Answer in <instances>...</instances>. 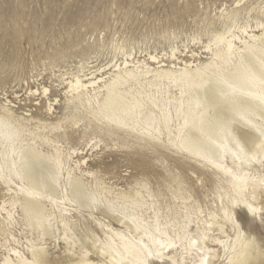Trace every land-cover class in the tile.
Returning <instances> with one entry per match:
<instances>
[{
    "label": "rangeland",
    "instance_id": "374dc122",
    "mask_svg": "<svg viewBox=\"0 0 264 264\" xmlns=\"http://www.w3.org/2000/svg\"><path fill=\"white\" fill-rule=\"evenodd\" d=\"M261 33L264 39V0H0V118L14 131L10 138L0 134V264L6 256L15 260L12 250L30 258L32 245L64 262L82 242L96 264H109L110 256L129 264L113 231L152 251L150 239L163 233L173 242L164 255L191 264L202 253L190 239L232 242L230 213L264 250V182H257L264 162L244 190L258 206L250 214L231 204L237 185L230 175L179 145L193 88L234 63L252 44L249 37ZM76 77L98 82L77 95ZM115 78L129 104L123 123L100 108L103 84ZM27 144L56 163L50 199L68 220L61 223L50 210L49 233L9 202L24 185L10 160ZM71 178L82 179L90 195L84 207L70 200ZM93 245L105 253L96 255ZM222 245L213 246L217 257L208 264L226 262ZM162 257L146 264H173Z\"/></svg>",
    "mask_w": 264,
    "mask_h": 264
},
{
    "label": "bare ground",
    "instance_id": "6f19581e",
    "mask_svg": "<svg viewBox=\"0 0 264 264\" xmlns=\"http://www.w3.org/2000/svg\"><path fill=\"white\" fill-rule=\"evenodd\" d=\"M262 35L263 33L249 37L252 44L239 53L234 63L206 74L204 80L193 88L192 94L185 100L188 118L183 122V128L186 132L179 138V145L186 153L201 158L219 173L231 176L232 181L237 185V196H234L231 204L244 207L250 214H256L258 206H253L250 200L245 198L244 190L247 183L254 179V171H259L260 166L257 165L264 162V39H261ZM231 50L232 43L228 41L226 52ZM84 81L79 77L74 79L71 87L77 95L87 86L97 84L98 79ZM118 81L119 78H115L107 85L103 84L105 93L100 108L105 114L115 116L117 122L123 123L122 115L128 110L129 104L120 99ZM10 126L6 119L0 118L1 136L14 137V131ZM42 154L29 144L18 147L16 160L14 162L10 160V163H13V174L24 185L19 187L18 195L10 196L9 202L12 206L19 205L22 216L31 226L43 228L44 232L49 233L44 225L48 221V212L54 210L55 202L50 198L56 193L55 187L49 181V173L50 169L56 167V163L50 162ZM1 156L3 157V154ZM226 160L230 162L231 167L225 164ZM232 168L235 171H231ZM2 178L4 175L0 170V180ZM257 182H264V178ZM3 183L8 185L9 181L4 179ZM69 184L70 200L77 203L78 207L86 206L90 195L82 179L71 178ZM48 205L50 208L47 207ZM56 211L52 213L56 214L61 223L66 224L68 218L65 209ZM226 219L231 222V229L234 231L232 242L224 244L222 242L224 240L220 241L218 237L210 239L215 246L223 244L222 247L226 251L224 254L226 262L223 264H263L264 250L261 249L258 239L251 232H244L231 213L226 215ZM116 221L121 223L120 218ZM84 230L93 234V230L87 224ZM113 234L122 239L121 251L117 249V252L119 256L125 255L129 258V264H146L149 258L152 262L154 261L152 258L156 256H163V260L178 264L171 257L164 255L165 250L168 254L173 249L170 247L173 242L162 240L163 233L157 232L156 236L150 239L154 247L153 251L140 241L133 242L125 238L121 231H113ZM190 240L196 241L195 246L191 242V247H196V251L202 253L200 256L197 255V261L191 264H208L207 259L211 256L217 257L214 245H205L203 238ZM86 244L82 242L78 253H72L64 262L51 260L43 245H32L28 251L30 258L19 254L17 250H12L11 256H14L15 260L6 256L3 264H96L87 258L89 251L86 249ZM91 248L95 250L96 255L105 253L102 246L93 245ZM121 259L122 257L120 260H115L110 256L107 260L109 264H123Z\"/></svg>",
    "mask_w": 264,
    "mask_h": 264
}]
</instances>
